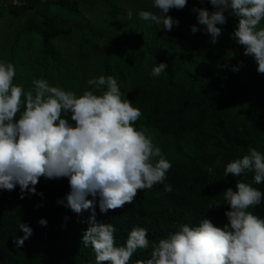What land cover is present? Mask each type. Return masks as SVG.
I'll list each match as a JSON object with an SVG mask.
<instances>
[{"label":"clouds","instance_id":"obj_1","mask_svg":"<svg viewBox=\"0 0 264 264\" xmlns=\"http://www.w3.org/2000/svg\"><path fill=\"white\" fill-rule=\"evenodd\" d=\"M209 2L213 11H193L210 43H217L222 34L217 25L226 23L225 13L231 14L238 20L232 38L244 47L245 56L253 57L257 72L264 74V0ZM186 5L187 0H154L160 14L141 11L139 16L171 31L179 21L167 14ZM128 18H132L131 12ZM197 31L196 26L191 27L192 33ZM166 68L161 62L151 75L159 76ZM15 75L12 63L0 62V189L12 191L19 185L23 199L25 192L36 193L40 177H67L71 191L66 206L77 214L91 210L81 242L93 248L96 264H128L134 252L149 248L147 230L132 229L126 245L117 246L114 226L96 219L95 198L99 197L100 212L107 213L131 204L139 190L164 183L171 163L147 131L134 126L141 111L123 98L112 76L89 79L87 84L94 90L77 96L44 79L33 80V88L26 92L13 83ZM68 113L71 122L62 118ZM224 172L233 177L253 172L255 184H261L264 154L249 147L248 154L229 162ZM235 187V191L231 187L224 191L230 208L225 212L226 225L218 227L207 218L196 227L181 225L153 245L149 259L136 264H264V219L249 211L260 205L264 193L246 182L236 181ZM164 188L172 191L171 185ZM39 223L46 226L47 221ZM20 229L24 236L13 240L18 248L32 234L26 224Z\"/></svg>","mask_w":264,"mask_h":264},{"label":"trees","instance_id":"obj_2","mask_svg":"<svg viewBox=\"0 0 264 264\" xmlns=\"http://www.w3.org/2000/svg\"><path fill=\"white\" fill-rule=\"evenodd\" d=\"M43 3L58 11L50 13L32 0H24L22 6L38 16L34 31L43 39L47 54L43 56V66L49 67L52 42L62 35L80 32L83 27L59 12H77L71 1ZM11 4L9 11L16 15L17 3ZM200 8L214 10L209 1ZM197 15L195 12L174 26L178 28L173 38L162 35L152 24L147 36L138 34L137 38L116 45L130 51L127 66L125 56L113 53L114 45L107 47L103 76L114 77L123 98L141 111L134 125L137 130L169 136L192 150L184 161L164 157L171 163L164 183L139 190L131 204L101 213L99 197L95 198L96 219L114 226L117 246L126 245L132 229L147 230L149 248L134 252L128 264L149 259L153 245L170 237L181 225L196 227L205 218L218 227L226 225L225 212L230 208L224 201V191L229 187L235 191L236 181L249 183L264 193V182L255 184L253 172L225 176L229 162L247 155L249 147L257 149L264 143V124L250 118L244 108H238L237 95L210 69L214 48ZM225 16L226 23L217 25L222 29L218 38L223 43L232 38L238 23L231 14ZM192 26L198 28L196 33L191 32ZM161 62L167 65L165 71L159 76L151 75ZM57 63L55 60L56 68ZM62 118L71 122L70 113ZM165 184L171 185V192L165 191ZM35 188V194L25 192L23 199L19 185L12 191L0 189V264H96L93 248L81 242L91 210L77 214L66 206L65 198L71 191L68 178L40 177ZM249 211L264 219V196L260 205ZM41 219L47 221L46 226L39 223ZM21 224L29 226L32 234L18 248L13 240L24 236Z\"/></svg>","mask_w":264,"mask_h":264},{"label":"rangeland","instance_id":"obj_3","mask_svg":"<svg viewBox=\"0 0 264 264\" xmlns=\"http://www.w3.org/2000/svg\"><path fill=\"white\" fill-rule=\"evenodd\" d=\"M38 2L48 12H56L55 7H46L45 0ZM77 8V12L59 11L83 27L80 32L70 36L62 35L52 42L50 49L53 54L47 58L49 67L43 66V56H46L43 39L34 31L38 16L28 7L22 6L24 0H0V62H10L14 65L16 75L13 83L22 86L25 91L33 88V80L44 79L50 86L60 87L65 91L74 92L77 96L86 90H94L87 84L89 79L103 75V65L107 47L111 43L113 53L125 56L124 65L129 64L128 49L120 50L116 45L126 40L137 38L138 34L147 36L152 24L165 36H175L178 27L171 31L163 30V25L140 18L141 11L160 14L154 7V0H69ZM209 0H187L182 10L172 9L167 14L179 22L195 14L194 8L206 6ZM17 3V14H11V3ZM144 8V9H143ZM132 18H128V13ZM187 26V25H185ZM264 27V21L261 22ZM188 27V26H187ZM217 39L213 44L214 57L209 63L211 70L221 78L227 89L233 91L239 109L249 112L250 118L264 124V74L257 72V64L253 57L244 55V47L233 38ZM138 45H135L137 50ZM122 51V52H120ZM136 54V52H135ZM55 57V58H54ZM40 59V63H38ZM115 59L114 58V62ZM58 61L57 68L54 61ZM240 62H243L242 66ZM54 66V67H53ZM239 67L238 71L233 68ZM103 91V89L101 90ZM99 94V93H97ZM233 101V99H232ZM235 101V102H236ZM155 146L159 147L164 157L184 161L192 150L185 144L178 145L169 136H161L147 132ZM264 154V143L256 149Z\"/></svg>","mask_w":264,"mask_h":264}]
</instances>
